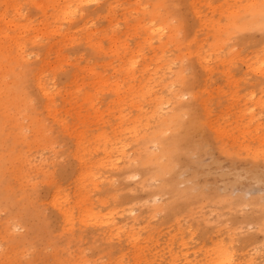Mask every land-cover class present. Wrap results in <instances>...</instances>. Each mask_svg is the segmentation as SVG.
I'll list each match as a JSON object with an SVG mask.
<instances>
[{"label": "rangeland", "instance_id": "obj_1", "mask_svg": "<svg viewBox=\"0 0 264 264\" xmlns=\"http://www.w3.org/2000/svg\"><path fill=\"white\" fill-rule=\"evenodd\" d=\"M263 1L100 0L66 17L76 0H0V190L49 218L56 263L264 264V32L239 28ZM175 113L204 136L182 143L176 176L147 180L140 138ZM169 179L198 204L164 210ZM9 217L0 207V264H55L51 248L11 252L32 234Z\"/></svg>", "mask_w": 264, "mask_h": 264}, {"label": "bare ground", "instance_id": "obj_2", "mask_svg": "<svg viewBox=\"0 0 264 264\" xmlns=\"http://www.w3.org/2000/svg\"><path fill=\"white\" fill-rule=\"evenodd\" d=\"M66 1L68 2V0ZM99 1L100 0H76V6L68 5L67 3V5L62 8V14L66 17L74 16L77 14V9L82 8L85 5L98 3ZM248 14L249 20L243 23L244 26H239L241 31L253 28L264 32V1L260 5L253 4ZM247 17L248 15L246 16V20ZM166 21H164L161 17V22H159L157 13L150 14L149 30H151L154 34H157L161 40H164L166 36H169L170 38V23L168 24L166 23ZM172 36L173 34H171V37ZM243 43L248 44L250 43V41L247 39H243ZM187 87L192 88V85L187 84L184 89L185 92L177 93L176 98H178V100L183 95L185 96L192 91V89H187ZM29 93H31L30 89ZM155 101H157L155 108L158 109L162 108L165 103L163 100L156 98ZM179 102L181 103H179L178 107H175L178 108V110L182 108H185L188 111L193 110V107L190 104L182 103V101ZM176 113L172 120H175V124L173 126H169L170 123L168 121L171 119H161L159 124L155 127L152 132L144 133L140 138V147L143 148V152L136 159L137 168L143 173V176L147 180L154 178L162 179L167 174L175 175V168L177 167V163L179 161L177 155L180 148L182 147V143H185L186 145L190 146V144L194 141L193 133H200L201 135H203V133L199 130L200 126L198 122L195 121V118H192L189 122H182L179 115ZM170 129L173 130V134L171 136H168L166 135V132ZM150 144H152L153 146L152 150H150L149 148ZM124 155L125 154L123 152L113 161H108L111 170L118 169V163L121 162V158H125ZM11 160L12 159L7 160L6 158L0 157V176L3 173V169L8 167V163H10ZM127 172H129V174L131 173L130 171ZM127 177H131V175H128ZM107 179L108 177L102 176V181H105ZM177 185L178 184L176 179H169L159 189L161 193H172L173 197L170 202H167V204H165L164 210L175 212L174 216L178 215L177 211H179L180 209V203L178 201H181L183 199L185 200V202H189L191 208H193L194 205L198 204L196 198L194 197L187 196L180 200L179 195L181 194L178 191ZM53 198L56 199L57 195L53 196ZM155 201L156 199L154 198L152 210L159 211L160 207L155 205ZM0 207L3 210L8 211L10 215L9 220L6 223L8 224L7 230H9L12 226H22L27 230L31 231L32 234L30 237L14 236L12 242H10L9 249L11 250V252L17 251L18 253L24 256L28 249L33 248L36 245L45 248H51L53 250L54 263L60 264L56 263L59 251V244L57 240H54V237H52L53 224L50 222L49 218H47L46 215L39 212V207L35 206L31 199L27 201L25 197L18 195V192L6 187L2 189V191L0 190ZM36 219L39 220L38 224H36L35 222ZM103 223L107 225H114V227L112 228L116 230L121 229L117 226L114 217L112 216L107 217ZM42 230L45 232V235L43 237H41ZM17 264L32 263H23L22 261H19Z\"/></svg>", "mask_w": 264, "mask_h": 264}]
</instances>
